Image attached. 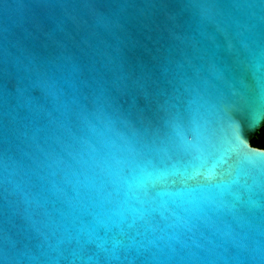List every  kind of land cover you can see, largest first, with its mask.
I'll use <instances>...</instances> for the list:
<instances>
[{"label":"water","instance_id":"95a60500","mask_svg":"<svg viewBox=\"0 0 264 264\" xmlns=\"http://www.w3.org/2000/svg\"><path fill=\"white\" fill-rule=\"evenodd\" d=\"M264 0H0V264H264Z\"/></svg>","mask_w":264,"mask_h":264},{"label":"trees","instance_id":"16d2710c","mask_svg":"<svg viewBox=\"0 0 264 264\" xmlns=\"http://www.w3.org/2000/svg\"><path fill=\"white\" fill-rule=\"evenodd\" d=\"M252 147L264 149V127L261 129V137L250 141Z\"/></svg>","mask_w":264,"mask_h":264},{"label":"flooded vegetation","instance_id":"af4514ba","mask_svg":"<svg viewBox=\"0 0 264 264\" xmlns=\"http://www.w3.org/2000/svg\"><path fill=\"white\" fill-rule=\"evenodd\" d=\"M263 127H264V126H263ZM263 127H262V128H263ZM262 128H261V129H262ZM261 129H260V131H259V133L257 134V137H256L255 139H259V138L261 137ZM255 148H256V147H255ZM259 149H260V148H259Z\"/></svg>","mask_w":264,"mask_h":264}]
</instances>
